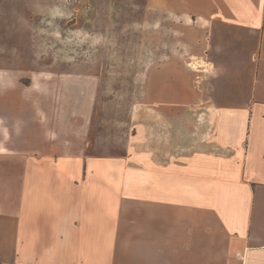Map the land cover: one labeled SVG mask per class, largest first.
Here are the masks:
<instances>
[{
    "label": "crops",
    "instance_id": "0c3cea01",
    "mask_svg": "<svg viewBox=\"0 0 264 264\" xmlns=\"http://www.w3.org/2000/svg\"><path fill=\"white\" fill-rule=\"evenodd\" d=\"M179 1L212 40L250 41L245 145L132 176L90 153L92 97L56 115L34 80L0 71V264H264V0Z\"/></svg>",
    "mask_w": 264,
    "mask_h": 264
},
{
    "label": "rangeland",
    "instance_id": "374dc122",
    "mask_svg": "<svg viewBox=\"0 0 264 264\" xmlns=\"http://www.w3.org/2000/svg\"><path fill=\"white\" fill-rule=\"evenodd\" d=\"M180 2L0 0V71L34 80L56 115L92 97L90 153L128 158L132 176L245 145L250 41L212 40L203 21L180 17Z\"/></svg>",
    "mask_w": 264,
    "mask_h": 264
},
{
    "label": "built area",
    "instance_id": "2783aa9c",
    "mask_svg": "<svg viewBox=\"0 0 264 264\" xmlns=\"http://www.w3.org/2000/svg\"><path fill=\"white\" fill-rule=\"evenodd\" d=\"M236 256H237L238 258H240V260H241V263H240V264H245V263H244V259H243V257H241L240 254H237Z\"/></svg>",
    "mask_w": 264,
    "mask_h": 264
}]
</instances>
